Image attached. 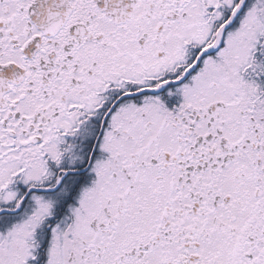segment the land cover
<instances>
[{"label": "snow or ice", "instance_id": "1", "mask_svg": "<svg viewBox=\"0 0 264 264\" xmlns=\"http://www.w3.org/2000/svg\"><path fill=\"white\" fill-rule=\"evenodd\" d=\"M0 264H264V0H0Z\"/></svg>", "mask_w": 264, "mask_h": 264}]
</instances>
